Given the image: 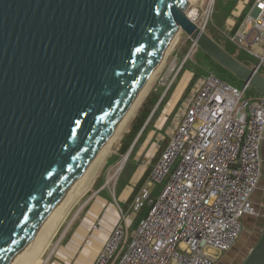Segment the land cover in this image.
Listing matches in <instances>:
<instances>
[{
	"label": "water",
	"instance_id": "water-1",
	"mask_svg": "<svg viewBox=\"0 0 264 264\" xmlns=\"http://www.w3.org/2000/svg\"><path fill=\"white\" fill-rule=\"evenodd\" d=\"M188 6L0 0V264H14L60 208L179 31L264 94V76L199 27ZM243 264H264V233Z\"/></svg>",
	"mask_w": 264,
	"mask_h": 264
},
{
	"label": "built area",
	"instance_id": "built-area-1",
	"mask_svg": "<svg viewBox=\"0 0 264 264\" xmlns=\"http://www.w3.org/2000/svg\"><path fill=\"white\" fill-rule=\"evenodd\" d=\"M220 30L264 76V0H242ZM249 88L214 73L194 80L166 146L92 264H216L231 250L245 216L256 215L262 177L264 94L246 98Z\"/></svg>",
	"mask_w": 264,
	"mask_h": 264
},
{
	"label": "rangeland",
	"instance_id": "rangeland-1",
	"mask_svg": "<svg viewBox=\"0 0 264 264\" xmlns=\"http://www.w3.org/2000/svg\"><path fill=\"white\" fill-rule=\"evenodd\" d=\"M211 1L212 0H201L197 3L195 0L193 1L189 0V6L187 8V12L189 13L194 12L195 13L194 16L197 24L201 25L202 27L205 26V31L221 46L225 47L228 44V40L224 36L220 28H222L223 25H225L226 23L224 22L223 24L221 20L218 18V16H216L215 18V15L223 14L225 5L231 0H213L212 3ZM241 1L242 0L237 1V4L232 8L230 15H232V13L236 10V8L239 6ZM228 19L229 17L227 18V20ZM256 50L259 51L260 48L257 46ZM201 59H205L201 51V48L193 49V41L191 40V38H189L188 35L185 34L184 32H181L175 44L171 48L169 54L167 55L162 67L157 71L156 75L151 80L133 116L131 117V119L128 121L125 128L121 132L122 133L121 137L114 144L113 149L106 156V158L102 162L97 163L98 165L96 166V169L94 171L95 172L97 170L99 171L96 174L97 176L94 177L95 179L93 178L94 182L91 185V189L89 188L88 189L89 191L87 190L85 194L77 197V194L81 190V185H82L79 184L73 196L70 199L67 198L68 200L66 199L67 200L66 203L64 202L65 204L61 205V207L63 205L64 206L62 208L60 207L61 208L60 211H59L60 208L56 211V213L59 211L55 221L58 227H56V232L53 233L52 237L47 241V243H45L46 245L44 247V251L42 248L43 251L41 254L42 258L43 256L46 257L48 255H51L53 256L52 260L54 261V264H76L77 262H79L80 264L88 263V260L91 258L90 250L86 249L85 253H83V255L81 256L80 251L76 250L77 249L76 246L68 245L71 235L74 232L76 225L78 224V221L81 217V214L86 206V204H84L85 200L88 197H90V195L103 184H106L107 186L115 184L117 177L122 170L119 169L121 167L122 162L125 160L127 153L129 152L132 153L134 149L133 147L136 144L135 142L134 146L132 145L133 147L131 146V149H129V151L126 154H122L120 151L122 137H124L125 133L129 131L132 120L135 117L138 109L141 107L142 103L144 102L146 96L149 94H157L160 96V100L155 108V110L157 109V114L154 120L150 122V125L148 127V131H149L154 126V124L157 125L158 123L157 118L158 116H160L159 114L163 113L164 109L167 107L170 99L172 98L175 90L179 91V97L177 98V100L174 99L171 105L173 104L176 105L181 99L183 94L182 92L183 89L187 87L189 81L191 80L190 73H188L187 71H190L195 75L193 69L196 70L197 68L201 67V69L205 70V68H208L203 65ZM245 84L246 83L244 82V80L239 78L236 87L243 89ZM257 95H261V92L258 91L256 88H254L252 85H250V88L248 92H246L245 97L249 98ZM183 103H184L183 101L180 103L177 111L181 112L180 109H182V107L184 106V105L182 106ZM177 111L175 112L178 114ZM176 119L177 118L175 116L173 120L175 121ZM168 131L170 132V129ZM165 136L166 138L164 141L168 142L169 139L168 134ZM146 137L147 134L145 135V139ZM143 138L144 137H142L141 140H143ZM160 143L161 142H159V144ZM133 154L134 152L132 153L130 160L128 157L126 162L128 160L129 161L133 160L134 157ZM152 160L156 162L158 158ZM126 162L124 163L123 166H125ZM154 164L155 163H153V165ZM257 191L258 190H256V192ZM256 192L254 193V195L256 194ZM253 204L255 205L256 208V214H259L260 217L264 216V210H263L264 207L260 206L262 205V203L259 197L253 196ZM260 209H261V213L259 212ZM52 228L47 233L51 232ZM263 233H264V219L263 221L260 222L258 215L245 216L244 229L239 239L237 240L236 244L231 248V250L228 253L226 252L225 254H221L220 259L216 262V264H233L234 262H236L237 264H243L245 259L247 258V256L249 255L253 247L256 245V243L258 242V240L260 239ZM93 248L95 250H98L97 245H94ZM66 250H68L71 253L74 252L73 256L75 259L76 257L78 258L77 262L74 258L70 259V261L66 260L67 258V254L65 253ZM100 250L98 251L97 255L99 254Z\"/></svg>",
	"mask_w": 264,
	"mask_h": 264
},
{
	"label": "crops",
	"instance_id": "crops-1",
	"mask_svg": "<svg viewBox=\"0 0 264 264\" xmlns=\"http://www.w3.org/2000/svg\"><path fill=\"white\" fill-rule=\"evenodd\" d=\"M187 72L190 73L191 80L189 81L187 87L183 89L181 99L176 105H171L173 100H177L179 97V91L175 90L169 103L167 102V107L164 109L162 114H159L160 116L157 118V125L154 124L151 130L144 134L143 140H141L140 144L138 143L139 145H137V147L134 149L133 160L128 164L127 167V164H125V166H123L124 168H120V170H122L119 173L115 184L110 186L103 184L85 200L84 204H86V206L81 214L74 232L71 235L68 245L76 246V250L80 251L81 256L83 253H85L86 249L90 250L91 258L88 260L87 264H92L98 251L103 247L104 243L109 237L113 227L123 217L121 210L123 212L128 210L137 188L145 178V175L149 169L153 166V163H156L152 159L158 158L160 151L166 146L167 142L164 141L166 138L165 135L168 134L169 136L168 130L170 129L171 131L174 126L175 121L173 118L175 116L178 118V114L180 112L177 111V109L182 101L184 102L182 106L185 105L189 96L191 95V88L195 80V75L190 71ZM175 111H177L178 114ZM143 129L133 142V146L140 137ZM146 134L147 137L145 139ZM159 142L162 144H159ZM130 154L131 153H129V156ZM131 218L134 220V217ZM94 245L98 246V250L93 248ZM65 253L67 254L68 258H66V260L70 261V259L74 258V252L71 253L66 250ZM77 259L78 258L76 257V262ZM76 264L80 263L77 262Z\"/></svg>",
	"mask_w": 264,
	"mask_h": 264
},
{
	"label": "trees",
	"instance_id": "trees-1",
	"mask_svg": "<svg viewBox=\"0 0 264 264\" xmlns=\"http://www.w3.org/2000/svg\"><path fill=\"white\" fill-rule=\"evenodd\" d=\"M238 0H231L230 2H228L225 7H224V13L223 14H216V16H218V18L221 20V22L224 24V22L226 23L227 18L230 16L231 10L234 6H236ZM222 24V25H223ZM223 47V46H222ZM226 51H228L231 55L235 56L239 61H241L242 63H244L245 65L249 66V67H255L257 65V60L251 58L246 52L244 51H240L238 50L235 45H233L231 42L228 41L227 46L223 47ZM204 58L205 59H201V62H203V65L205 67L204 69H201V67L197 68L196 70L193 69V71L195 72V76L194 79L198 78L199 76H201L202 74H208V73H214L217 76H219L220 78H222L223 80L229 82L230 84L236 86V84L239 81V78L237 76H235L233 73H231L230 71L226 70L223 66H221L218 62H216L211 56H209L205 51H203L201 49ZM263 93H261L262 95ZM259 96V95H257ZM255 97V96H253ZM248 98V97H246ZM251 98V97H249ZM160 100V96L157 94H149L146 96V98L144 99V102L142 103L141 107L138 109L135 117L132 120V123L130 125V129L127 133H125L124 137H122V143H121V147H120V151L122 154H126L128 152V150L130 149L131 145L133 144V142L136 140L138 134L141 132V130L143 129L140 137L137 139L136 144L134 146V149L137 147L138 143L141 141L142 137L144 136V134L148 131V127L150 125V122H152L154 120V118L156 117L157 114V109L155 110L158 102ZM133 149V151H134ZM132 151V153H133ZM132 153L129 156V160L132 156ZM161 153V152H160ZM127 161V165L131 162V161ZM154 166V165H153ZM152 166V168H153ZM152 168L149 169V171L147 172V174L145 175V178L143 179V181L141 182V184L139 185L138 188H140L147 180ZM161 186H157L155 189V194L160 190ZM137 188V190H139ZM136 190V192H138ZM135 192V194H136ZM134 194V196H135ZM133 196V198H134ZM132 198V200H133ZM132 202V201H131ZM148 213V208H145L144 210H142V212L139 213V215L134 219L133 222V227H136L139 223V221L145 217Z\"/></svg>",
	"mask_w": 264,
	"mask_h": 264
},
{
	"label": "bare ground",
	"instance_id": "bare-ground-1",
	"mask_svg": "<svg viewBox=\"0 0 264 264\" xmlns=\"http://www.w3.org/2000/svg\"><path fill=\"white\" fill-rule=\"evenodd\" d=\"M190 1H193V0H190ZM195 1L198 3L201 0H195ZM212 2H213V0L211 1V3ZM189 15L193 19V16L195 15V13L194 12H192V13L190 12ZM180 34H181V31H179L176 34V36L174 37V39L171 41V43H170V45H169V47H168V49H167V51H166L163 59L161 60L159 66L157 67V70L155 71V73L149 78V80L147 81V83L145 84V86L143 87V89L141 90V92L139 93V95L137 96L135 102L133 103V105L131 106V108L129 109V111L126 113V115L124 116V118L121 121V123L119 124V126L116 128V130L113 132V134L108 139V141L106 142V144L102 147V149L99 151V153L93 159V161L91 162V164L89 165V167L86 169V171L83 173V175H82L83 177L81 176L78 179V181L75 183V185L70 190V192L68 193V195L66 196V198H65V200L63 201L62 204H65L66 203V201L68 200L67 198L70 199L73 196V194H74V192H75V190H76V188H77V186L79 184H82V185H81V190L77 194V197L80 196V195L85 194L89 188L91 189V185L94 182L93 178L95 176H97L96 174L99 171V170H97L96 172L94 171L96 169V166L98 165L97 163L102 162L106 158V156L113 149L114 144L121 137V134H122L121 132L125 128V126L128 123V121L133 116V114H134V112H135L138 104L140 103L141 98L144 96L145 91L147 90V88H148L151 80L154 78V76L156 75L157 71L162 67L163 63L165 62V59H166L167 55L169 54L171 48L175 44V42H176V40H177V38L179 37ZM61 208L59 209V211L61 210ZM59 211L57 213H55L53 217H51V219L42 228V230L38 233V235L35 237V239L32 240V242L27 246V248L23 251V253L14 262V264L16 262H17L16 264H40L42 262L43 259L41 257V254L44 251V247L46 245L45 243H47V241L52 237L53 233L56 232V227H58L56 225V222L55 221H56V218L58 216ZM51 228H52V231L49 232V233H47L48 231L51 230ZM42 248H43V251H42Z\"/></svg>",
	"mask_w": 264,
	"mask_h": 264
},
{
	"label": "flooded vegetation",
	"instance_id": "flooded-vegetation-1",
	"mask_svg": "<svg viewBox=\"0 0 264 264\" xmlns=\"http://www.w3.org/2000/svg\"><path fill=\"white\" fill-rule=\"evenodd\" d=\"M261 159H262V177L260 180L259 189H257L258 191L256 192V194L254 196L259 197V199L262 203V205H260V206L264 207V145H263L262 150H261ZM263 210H264V208H263ZM259 212L261 213V209L259 210ZM256 215H258L260 222L263 221L264 216L260 217L259 214H256ZM233 264H237V263L234 262Z\"/></svg>",
	"mask_w": 264,
	"mask_h": 264
}]
</instances>
